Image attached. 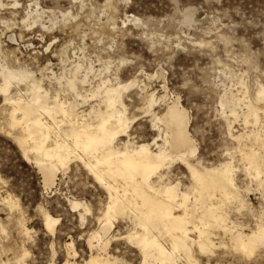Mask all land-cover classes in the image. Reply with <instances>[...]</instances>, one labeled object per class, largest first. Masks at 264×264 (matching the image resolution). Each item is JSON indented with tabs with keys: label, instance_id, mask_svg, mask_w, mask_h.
I'll use <instances>...</instances> for the list:
<instances>
[{
	"label": "bare ground",
	"instance_id": "6f19581e",
	"mask_svg": "<svg viewBox=\"0 0 264 264\" xmlns=\"http://www.w3.org/2000/svg\"><path fill=\"white\" fill-rule=\"evenodd\" d=\"M12 1L7 10L16 11L14 5L17 2ZM0 5H3L0 8L6 7L1 2ZM37 5L35 3L34 9L26 12L20 22L26 31L36 25L48 28L42 23L44 13ZM11 14L15 15V12ZM192 17L188 12L185 23H192ZM26 19L31 21L30 25H25ZM132 21L139 22L135 17ZM0 24L6 30L10 29L8 21L0 18ZM0 32V133L12 138L23 159L31 161L38 169L45 189L55 186L58 175L65 174L74 161L82 165L106 194V203L96 217L97 226L85 239L90 253L88 258L82 263L76 261L78 254L71 239L64 246L66 260L63 264H120L121 260L109 253L111 244L120 240L138 250L141 264H197L195 249L200 253L202 244L206 248L218 245L214 242L218 236L214 229L222 230L224 238L233 245L254 243L258 246L264 240V197L263 206L255 212L254 207L250 209L244 194L251 187L241 191L235 183L237 170L241 167L256 188L259 181L253 177L259 176L260 166L264 164V123L254 119L241 123L246 118L245 104L251 95L244 80H238L244 85L241 91L228 89L218 98L221 116L230 111L240 114L230 130L227 129L228 118L224 120L235 147L225 152V159L220 164L207 167L198 159V150L196 155H184L190 118L184 121L173 116L163 96L158 97L147 84L138 80L135 87L117 92L113 98V86H105L104 82L109 79L102 78L104 72L98 70L87 85L79 86L83 97L79 105L70 106L65 112L62 106L54 107L57 102L42 82L50 84L54 73L42 72L43 75L38 77L27 67L26 60L15 55L16 51L7 53L3 50L2 38H6V34ZM16 37L9 35L8 42L16 44ZM19 39H22L21 34ZM67 57L64 51L61 63H66ZM29 73L34 75L29 76ZM97 75L101 79L94 85ZM135 88L140 91L137 94L142 105L140 110L149 105L142 113L150 116L151 127L157 133L150 143L135 142L129 134L131 128L124 127L128 120L135 119L129 115L130 107L126 104L130 99L128 92ZM152 94L157 98L155 103H152ZM91 101L93 104H88ZM63 103L60 101L61 105ZM84 105L89 108L83 110ZM159 106L165 107L161 114L155 112ZM236 123L243 126L241 131L234 129ZM192 140L195 141L193 137ZM175 165L186 170L188 185L172 179L170 169ZM97 175L104 184L98 183ZM67 202L73 212H90L89 205L83 201L73 198ZM0 203L9 210L18 208L10 195L0 197ZM77 204L83 207L77 208ZM232 208L237 213L248 211L252 214L254 224L249 232H245L241 223L229 218ZM41 213L44 230L54 236L60 220L46 210ZM79 217L83 225L84 214L79 213ZM120 220L128 225L124 236L116 230ZM18 226L20 233L30 238L32 231L26 223L19 222ZM5 231L0 222V234ZM117 236H121L120 239ZM28 257L29 252L24 249L11 260H0V264H29ZM47 264L55 262L51 260Z\"/></svg>",
	"mask_w": 264,
	"mask_h": 264
},
{
	"label": "rangeland",
	"instance_id": "374dc122",
	"mask_svg": "<svg viewBox=\"0 0 264 264\" xmlns=\"http://www.w3.org/2000/svg\"><path fill=\"white\" fill-rule=\"evenodd\" d=\"M0 2L6 5V7L0 8V18L8 21L10 25V29L6 30L0 24V31H4L6 34V38H2L4 51L7 53L16 51L15 55L22 60H26L27 67L34 71L38 77H40L39 73L41 72L43 74L49 73V71L61 73L64 66H70V64L61 63V60H58L55 55L52 57L48 55L50 42L46 44L45 40L48 35L53 34L58 25L52 15L45 11L44 7H39L44 13L42 23L49 29L46 28V30L36 25L31 29L27 28L26 31L20 25L26 12H29L31 8L34 9L33 5L35 3L41 4L42 0H16L17 3L21 4V7L16 11L7 10L13 4L12 0H0ZM95 3L98 9H103L104 0H95ZM179 3L180 0H136L135 4L128 6L131 10L125 11L121 23L130 24L129 31L133 32L134 29L133 35L140 37L139 40L133 41L132 46L137 48L139 53L146 58L155 55L150 51L153 43L157 52L161 54L166 53L177 44L180 45L181 50L190 48L192 51L186 56L185 60L186 63L189 60L192 61V63H188L189 69L193 68V63L199 66L203 61V67L207 69L209 79L215 75L220 79L222 86L223 81L228 80L229 89H235V92L242 90L241 87H236V84L240 83L238 80L242 79L252 92L251 90L260 83L261 76H264V71H257L260 68L259 55L254 56V53L258 54L261 45L264 44V41L260 40L259 31L261 27L259 17L264 11V0H246L247 11L243 15L249 19L255 17V23L250 27L257 30L253 33L247 47H241L237 43H228L224 27L227 21L221 20L219 10H217L215 16L211 11L201 14L202 7L192 3L191 0H188L184 7H179ZM205 3H207V0H205ZM240 3L245 4V0H240ZM25 5H32V7L28 8ZM89 11H92L91 7ZM11 12H15V15H12ZM188 12H191L193 16L192 23H185V16ZM134 17L139 20V25L137 22H131ZM217 21H219V24H217ZM60 23H62V20ZM231 24L238 26L239 22L231 20ZM245 31L247 32L248 29L245 28ZM20 34L21 40L19 39ZM9 35L17 36L18 42L16 44L8 42ZM145 36L147 39L143 38ZM56 38L59 39V37ZM209 41L212 44V50L216 53L215 59L211 55H205L207 49L201 50L199 48L200 42L207 43ZM253 44H255L254 48ZM64 51L68 56L66 62L73 61L70 51L68 49ZM71 51L75 52L74 49ZM76 55L79 56L80 54L76 53ZM152 62L159 66L158 61L155 59ZM45 64L48 65L47 68L44 67ZM98 70H101L99 65L96 68V71ZM103 72L102 78L110 79L108 73ZM226 75L229 76L227 79ZM233 77L236 78L235 82L232 80ZM139 81L147 84L149 90L156 91L158 97L164 95L163 89L156 87L161 83L160 80L146 81L139 79ZM94 82L97 83L96 79ZM121 82L125 83L127 81L121 78ZM139 93V88L129 91L130 99L126 100L127 106L130 107L129 115L136 116V114H139L136 128H131L129 134L135 142L150 143L157 133L151 127L150 116H145L140 110L142 105L137 100V94ZM221 93L216 95L211 107L199 112L196 117L190 118L189 133L191 131L197 132L200 137L197 143L204 146L203 151L198 149L197 157L207 167L216 166L224 161L225 152L232 150L233 145H235L229 136L225 135L227 131L225 122L224 127H221L220 122L215 119L216 115L221 113L218 105V98ZM88 104H93V101ZM88 108V105H84L82 109L86 110ZM164 110V106L155 108V112L159 114L163 113ZM193 119L199 121V124L195 127L192 124ZM240 124L236 123L234 129L241 131L243 126ZM136 129H139L142 134L138 135ZM193 139H196L195 136H193ZM236 166L239 165L236 164ZM240 168L237 170L236 180L242 182V177L246 175ZM170 171L173 180V177L179 175L182 184H189L188 174L183 167L175 165L171 167ZM81 174L82 179L78 181L77 176ZM43 184L42 175L31 161L23 159L22 153L15 145L14 140L0 133V197L4 198L10 195L18 204L17 209L9 210L0 203V222L6 230L5 234H0V260H11L15 255L26 249L29 252V264H47L51 260L55 264H63L66 260L65 243L70 242L72 239L75 242V249L78 254L76 261L82 263L90 254L85 243L87 233L93 231L97 226L96 217L99 210L106 203V194L84 170L82 165L74 161L69 164V169L65 174L60 173L58 175L55 186L45 189ZM237 185L241 189V185ZM244 187L245 189L250 188L249 192L244 193L250 209L254 207L253 211H259L260 207L263 206L262 197L257 191L253 190L254 186L249 178L248 184ZM85 193L89 194L85 196ZM73 198L88 204L90 212L85 214L83 211H71L67 200ZM41 210H46L52 217L60 220L54 236L44 230ZM229 212V218L241 223L245 228V232H249V228H252L254 224L252 214L248 211L237 213L233 208ZM79 213L84 214L83 225ZM19 222L26 223V226L31 229L30 238L27 239L20 233ZM127 226L126 222L120 220L116 223V230H119L118 233L124 236L127 232ZM213 231L218 235L217 238H224L222 230L214 229ZM217 238L214 240L218 243L217 251H220L221 245H233L227 238H224L225 240ZM221 241L223 244H221ZM109 253L120 259V264H132V261L141 264L138 250L123 240L113 242L109 248ZM194 253L196 258L200 260L201 254L196 249Z\"/></svg>",
	"mask_w": 264,
	"mask_h": 264
},
{
	"label": "snow or ice",
	"instance_id": "6c2138e0",
	"mask_svg": "<svg viewBox=\"0 0 264 264\" xmlns=\"http://www.w3.org/2000/svg\"><path fill=\"white\" fill-rule=\"evenodd\" d=\"M187 2L188 0H180L178 6L184 7ZM191 2L202 7L201 14L211 11L215 16L219 10L221 20L227 21L224 27L228 43H237L241 47H247L253 33L257 31L250 27L255 23V17L249 19L243 15L247 11L246 0L243 5L240 0H207V3L205 0H191ZM135 3L136 0H104L103 9H98L95 0H42L41 4L37 5V7H44L58 25L53 34L48 35L45 40L46 44L50 42L49 57L55 55L58 60H61L64 57L65 49H68L73 56V61L66 62V65L70 64V66H64L62 73H54L50 77V84L47 81H42L45 86L49 87L51 96L57 102L54 107L62 106L67 112L70 106H78L83 99L80 95L82 89L79 86L87 85L90 82L89 78L96 75L98 65L101 72L108 73L110 79L104 83L106 87L113 86V98H115V93H122L129 87H135L139 79L160 80L161 83L156 87L163 89V99L167 102L170 113L184 121L196 117L199 112L211 107L217 94L222 91L224 94L227 93L230 87L229 81L224 80L222 86L220 79L215 75L209 79L207 69L203 67V61L199 66L193 63V68L189 69L188 63H192V61L189 60L186 63L185 60L192 51L190 48L181 50L180 45L177 44L174 48L161 54L157 52L153 43L150 51L155 54L154 56L146 58L140 54L138 49L132 46L133 41L139 40L140 37L133 35L134 29L133 32L129 31L130 24L121 23L125 11L131 10L128 6ZM2 6L0 5V7ZM25 6L32 7V5ZM14 7L19 9L21 4L17 3ZM90 7L92 11H89ZM225 9L227 10L225 11ZM61 20L62 23H60ZM231 20L238 21V26L232 25ZM259 20L261 24L260 40L264 41V11H262ZM24 23L27 26L31 24V21L26 19ZM137 23L139 25V22ZM245 28L248 29L247 32ZM143 38L147 39L146 36ZM254 47L255 44H253ZM199 48L207 49L205 55H211L213 59L216 58L210 41L200 42ZM73 49L75 52L71 51ZM76 53L80 55L77 56ZM255 55H259L260 58V68L257 71H264V44L261 45L258 54L254 53ZM153 59L158 61L159 66L152 62ZM44 67L47 68L48 65L45 64ZM28 75L34 74L29 73ZM39 75L42 76V72ZM121 78L126 80L127 84L122 83ZM100 79L101 76L97 75L96 81L98 82ZM235 79V77L232 78L233 82ZM93 84L95 85V82ZM243 86L236 84V87ZM156 99L152 94V103H155ZM62 100L64 101L63 105L60 104ZM148 107L149 105H146L142 111H146ZM245 107L248 111L245 120H241V123L253 119L257 123H264V76H261L258 87L252 90L250 100L245 104ZM239 115V112L230 111L225 116L218 113L215 119L220 122L221 127H224V120L228 118L227 129L230 130ZM138 120L139 114H136L135 119L128 120L124 127L136 128ZM192 124L195 127L199 121L193 119ZM136 131L138 135L142 134L139 129ZM230 134V131L225 132L226 136ZM193 136L196 138L195 141L192 140ZM199 138L197 132L189 133L186 138L185 156L196 155L198 149L203 151L204 146L197 143ZM81 179L82 174L77 176L78 181ZM96 179L101 185L105 183L98 175ZM180 179L179 175L174 177L176 183H179ZM253 179L259 181L258 186L253 190L264 197V164L260 166L259 176L253 177ZM235 183L241 185V191H245L244 185L248 184V177L244 176L242 182L236 180ZM88 194L85 193V196ZM76 207L80 208L83 205L77 204ZM108 209L111 213V203H109ZM56 222L58 223V221ZM116 238L120 239L119 236ZM200 253L201 259L197 264H264V240L258 246L254 243L221 245L220 251L216 250L215 245L206 248L202 244ZM132 264H138V262L132 261Z\"/></svg>",
	"mask_w": 264,
	"mask_h": 264
}]
</instances>
